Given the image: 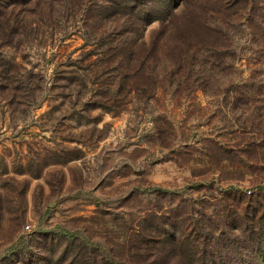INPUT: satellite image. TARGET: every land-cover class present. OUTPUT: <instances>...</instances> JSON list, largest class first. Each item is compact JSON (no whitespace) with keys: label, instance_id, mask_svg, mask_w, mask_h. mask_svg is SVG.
Returning <instances> with one entry per match:
<instances>
[{"label":"rangeland","instance_id":"obj_1","mask_svg":"<svg viewBox=\"0 0 264 264\" xmlns=\"http://www.w3.org/2000/svg\"><path fill=\"white\" fill-rule=\"evenodd\" d=\"M0 7L7 11L0 13V256L38 233L55 235L62 245L74 234V246L86 236L92 239L88 252L94 250L99 262L96 256L106 250V237L120 232L121 215L162 208L163 190L174 195L172 206L193 200L199 208V201L206 200L204 191L189 186L222 178L220 172L228 169L240 196L251 198L252 207L264 204L263 103L234 104L235 92L159 87L145 104L129 94L118 113L84 111L83 104H75V94L59 88L58 77L63 70L82 77V68L95 60L91 50H102L92 44L105 28L119 26V20L102 16L108 4L0 0ZM258 7L264 11V0ZM184 8L179 4L173 11ZM229 13L222 10L219 18ZM251 23L256 26L260 20ZM165 24L154 20L145 26L146 49L173 44ZM253 41L234 30L236 56L227 61L242 78L264 80V45ZM81 90V98L99 93L97 86ZM256 112L263 114L260 126L236 124ZM165 118L173 134L163 145L157 138ZM208 141L231 146L238 155L219 167L193 163L191 159H204L201 149ZM71 155L80 157L61 163V157ZM136 186L142 195L126 201Z\"/></svg>","mask_w":264,"mask_h":264},{"label":"trees","instance_id":"obj_2","mask_svg":"<svg viewBox=\"0 0 264 264\" xmlns=\"http://www.w3.org/2000/svg\"><path fill=\"white\" fill-rule=\"evenodd\" d=\"M102 1L108 4L102 16L119 20V26L105 28L92 44L102 50H91L90 55H94L95 60L82 68V77L75 70H63L58 77L59 88L67 90V95L75 94V104H83L84 111L100 109L118 113L128 102L129 94L133 93L137 102L145 104L154 98L159 87L235 92L238 94L233 97L234 104H264V80L251 76L242 78L233 62L227 61L228 58L235 60L236 56L234 30L243 35L245 32L253 42L264 45V26L261 25L264 11L258 7L261 0ZM179 4L185 8L173 11ZM222 10L231 13L219 18ZM6 12L0 7V13L6 15ZM255 19L260 20L256 26L251 23ZM154 20L166 21L167 38L174 40L171 46L157 51L156 47L146 49L142 40L145 26ZM92 67L97 69L92 70ZM91 75L95 77L89 78ZM91 86L99 89L97 97L81 98V89L87 91ZM250 93L256 95L250 97ZM257 107L254 108L258 110ZM262 118L263 114L256 112L241 121L237 119L236 124L246 126L245 129L248 124L258 127ZM162 123L157 140L165 145L173 132L166 118ZM206 143L201 149L204 159L190 158L193 163L219 167L220 162L238 155L231 146ZM79 157H61L60 161L65 163ZM228 170L220 172L222 178L214 176L203 179L195 187L189 186L204 191L206 200L199 201V208L194 207L193 200L172 206L174 195L163 190L159 194L165 202L162 208L158 206L155 210L151 206L140 210L135 217L130 211L121 215L120 232L113 236L114 240L106 237V243L103 242L106 250L96 256L99 262L92 254L94 250L88 252L93 242L88 236L74 246V234L62 245L57 236L38 233L39 236L26 244L23 242L7 250L8 254L0 256V264H264V204L252 207L251 198L240 196L233 182L235 178L226 175L230 173ZM134 188L137 191L126 195V201L142 195L141 187ZM113 218L111 223H114ZM59 246L63 248L58 255ZM44 254H49V258Z\"/></svg>","mask_w":264,"mask_h":264},{"label":"built area","instance_id":"obj_3","mask_svg":"<svg viewBox=\"0 0 264 264\" xmlns=\"http://www.w3.org/2000/svg\"><path fill=\"white\" fill-rule=\"evenodd\" d=\"M248 193H249V191H248Z\"/></svg>","mask_w":264,"mask_h":264}]
</instances>
